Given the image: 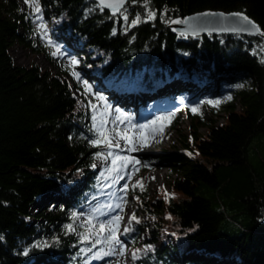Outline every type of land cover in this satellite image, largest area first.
<instances>
[{"label": "trees", "instance_id": "obj_1", "mask_svg": "<svg viewBox=\"0 0 264 264\" xmlns=\"http://www.w3.org/2000/svg\"><path fill=\"white\" fill-rule=\"evenodd\" d=\"M41 3L57 26L58 35L49 33L53 45L82 58L85 66L77 69L92 85H104L112 100L126 99L123 93L130 91L173 102L172 93L189 106L200 96H226L218 104L227 111L226 122L211 124L206 136L194 125L191 144L182 141L186 153L141 157V164H163L177 178L174 195L151 203L144 190L129 189L139 220L123 237L140 248L129 264H264V161L253 163L264 142V62L258 52L264 38L184 36L169 28L196 13L243 11L264 29V0H150L155 19H144L143 3L129 0L127 24L122 12L100 10L93 0ZM137 13L141 22L133 26ZM37 35L18 0H0V264H83L91 244L80 239L85 230L72 213L103 193L92 165L105 145L92 144L99 133L64 76L66 68L56 75L14 61L13 46L38 49ZM42 51L62 66L51 48ZM183 71L190 82L178 85L173 80ZM236 99L239 111L231 104ZM43 197L48 204L34 213ZM170 237L177 238L175 247Z\"/></svg>", "mask_w": 264, "mask_h": 264}, {"label": "rangeland", "instance_id": "obj_2", "mask_svg": "<svg viewBox=\"0 0 264 264\" xmlns=\"http://www.w3.org/2000/svg\"><path fill=\"white\" fill-rule=\"evenodd\" d=\"M18 1L22 10L31 18L32 25L38 33L37 36L42 41L40 45H38V49L28 48L22 44L14 45L11 49L14 61L24 66L37 64L44 71H49L56 75H60L61 70L66 68L67 72H65L64 76L70 81L76 97L82 101L83 108L88 113V119L92 122V105L96 104L98 109L101 110L97 113L98 121L103 116L104 109V101L98 100L94 95L95 92L103 93L107 104L111 106L110 109H108V115L105 120L108 127L114 131L116 138L113 139V144L115 147L109 148L105 145L104 149H101L100 152L105 153L107 158L105 159L96 155L94 161L96 167H93L100 178L98 181V192L103 191V193L102 195L101 193L99 194V196H101L99 199L97 195H94L95 197H93L88 204L81 207L83 212L79 213L76 218V224L78 226L81 225L85 230V233L79 235L80 239L85 242L89 241L91 244V256L86 253L87 257L83 260V264H129L132 252L136 249L129 246L128 241L124 239L125 237H123V235L125 233V228L134 225L135 221H131V216L138 207L136 197L130 194L129 189H141L140 184L142 183L143 190L146 192L147 196L146 200L151 203L160 195L170 196L169 194L172 193V181L177 178V174L171 168H167L163 164H141V157L173 151L186 153L182 141L191 144L194 125L197 126L196 131L198 135L206 136L211 124L220 126L226 122L227 111L222 110V107H219L220 105L218 106L226 96H200L190 103L189 106L184 104L182 98L176 100V103L171 102L170 99L161 102V100H156L159 98L158 94H148L146 98H137L135 97L136 93L130 91L123 93V96H127L126 99L112 100L109 91H107L102 84L92 85L91 81L84 77L85 72L81 69H77V67L83 68L85 66V62L82 58L76 57L65 47H60V51L57 52V48L53 46V38H51L50 35L51 33L58 35L54 20L51 17H45L43 11V20H37L32 8L26 3V0ZM42 23L47 24L46 30L40 27ZM45 31L51 43L45 38ZM44 47L51 48L52 54L60 59L62 66L55 67L51 64L46 53L42 51ZM258 50L261 61L264 62V46L262 45ZM72 56L80 60L78 65H71L69 57ZM73 68L80 74L79 80L73 75ZM152 71L153 69L151 72ZM91 75L93 76L91 80L98 81L96 76H94L95 74ZM176 78L175 83L178 85L190 82V80H188V74L185 71L178 74ZM85 80L91 84L92 92L87 91V86L83 83ZM152 99H155V101L153 102ZM150 101H152V103H150ZM209 101H217V103L211 104ZM231 104L234 105L236 110H241L237 99L233 100ZM187 106L189 107V114L187 113ZM193 106L198 110L194 112L192 110ZM163 113H174L175 115L168 121H158L155 124L150 123L155 117ZM138 122H140L141 125H148V127H140V129H137L140 125ZM121 131L133 137L132 144H129L126 139L119 137ZM142 137L146 138V140L143 139L145 146L141 147L137 142L139 138ZM258 148L260 155L257 157L254 156L253 163L255 165H260L261 161H264V142L258 145ZM109 153H111V155H109ZM114 156L135 157L136 159L134 161L117 160V172H112V161ZM122 164L124 165L123 167H121ZM125 184L129 185L127 189L124 188ZM133 185H135V187H133ZM48 202L49 200L47 198H40L37 205L34 207V213L40 211ZM97 204H99L100 207H98ZM96 207L98 208L96 209ZM138 214L140 217L144 218V220L149 219L145 218L146 214L140 211ZM116 216L121 217L117 225V230L119 240L125 247L123 255L120 254L119 245H114L109 252L108 239H110L109 234L111 231L109 222ZM89 217H92L90 222ZM29 222L34 225L38 223L34 218L30 219ZM86 223H88V225H85ZM101 223L107 226L108 231H102L100 229L99 225ZM78 226H73L72 231H77ZM97 233H100L99 237L96 235ZM85 234L89 235L91 238L87 240L84 239L83 236ZM143 235L146 236V233ZM97 239H100L102 242L98 244L95 243ZM170 241L174 247L177 245L176 237H170ZM140 242L141 240L139 243ZM102 249L104 253L108 254H103L101 252ZM85 250L86 252L89 251L88 248ZM137 250H140V248ZM176 256H178V254Z\"/></svg>", "mask_w": 264, "mask_h": 264}, {"label": "snow or ice", "instance_id": "obj_3", "mask_svg": "<svg viewBox=\"0 0 264 264\" xmlns=\"http://www.w3.org/2000/svg\"><path fill=\"white\" fill-rule=\"evenodd\" d=\"M127 2H128V0H99V8H100V10H103L105 7L110 8L114 14L117 13V12H122L123 13L124 22H125V24H127L129 22V16H128L127 10L124 8V5ZM26 3L29 5V7L32 8V11H33L36 19L42 21L43 20V17H42L43 5L41 3V0H26ZM131 3H133V4L143 3V5L145 7V10L147 11V16L144 17V19H155L156 18L157 13H156V11H154L150 7V0H131ZM164 12H165V14L167 13V8L166 7L164 9ZM197 15L198 16L199 15L209 16V15H217V14L216 13H212V12H207V13L197 14ZM219 15H222V16L223 15H230V16L238 18L239 23L241 25V27L239 29L240 31H246V32L255 31V32H260L261 34H264V29H262L261 26L254 19H252L250 16H248L243 11L235 12V13H228V14L220 13ZM191 19L192 18L189 17V18H186L185 20H178L177 22L185 23V22H187V21H189ZM140 22H141V14L137 13L135 18L131 20V24L133 26H135L136 24H138ZM40 27H42L43 29L46 30L47 29V24L46 23H42L40 25ZM125 31H127V28H125ZM193 32L195 34V30H193ZM183 34L184 33H182V35ZM44 35H45V38L48 39L49 42L51 43L50 38L47 36L46 31H45ZM53 46L57 48V52L60 51L58 45H53ZM54 54H56V53H54ZM69 60H70V63H71L72 66L78 65L80 63V60H78L74 56L69 57ZM73 75L76 76L78 80L80 79V74L78 72H76L74 70V68H73ZM83 83L87 86V91L88 92H92L91 84H89L87 80L83 81ZM94 95L98 98V100L104 101V109H103V116L98 121L97 120V113L99 111H101V110L98 109L96 104L92 105V113H93L92 114V120L94 122L93 127L99 133L98 137L96 139L92 140V144L93 145H97V146L103 144V145H107L109 148L115 147V145L113 144V139L116 138L115 134H114V131L111 130L108 127V124L106 123V120H105V118L108 115V109H110L111 106L107 104V101L105 100L103 93L95 92ZM209 103L216 104L217 101H209ZM192 110L195 112L198 109L195 106H193ZM174 115H175L174 113H163L162 115L155 117V119L153 121H151L150 123L155 124L158 121H168ZM118 119H119V117H118ZM140 127L146 128V127H148V125H141ZM119 137L123 138V139H126L129 144L133 143V137L128 135V134H126L124 131H121L119 133ZM142 139L146 140V138H144V137H142ZM96 155L98 157H102V158H105V159L107 158V156L103 152H97ZM109 155H111V153H109ZM189 155H192V153H189ZM135 159H136L135 157L114 156L113 161H112L113 168H112L111 171L112 172H117V168H116L117 160H120V161H134ZM137 163H138V161H137ZM123 166L124 165L122 164L121 167H123ZM92 167H96V165L93 164ZM128 187H129V185H127V184L124 185L125 189H127ZM133 187H135V185H133ZM140 187H141V190H143V184L142 183L140 184ZM169 195H174V194L170 193ZM137 199H139V198L137 197ZM72 215H73V217H75V216L79 215V213L73 212ZM91 219H92V217H89V222L91 221ZM120 220H121V217L116 216V217H114V219L112 221L109 222L110 225H111V231H110V234H109L110 235V239H108V245H109V252L111 251V248L114 245H119L120 246L119 247L120 254L123 255V253L125 251V247L122 244V242L119 240L118 230H117V225L119 224ZM138 220H139V218L133 212V214L131 216V221H138ZM99 227H100V229L102 231H108L107 226L105 224H103V223H101L99 225ZM67 228H68L69 231H72L73 230V225L69 224L67 226ZM124 231L128 232V231H130V229L129 228H125ZM96 235L99 237L100 233H97ZM83 238L87 240V239H90L91 237L89 235L85 234L83 236ZM101 242L102 241L100 239H97L95 241V243H97V244L101 243ZM35 247L40 248L41 245L40 244H36ZM146 247L151 248L152 246L151 245H147ZM138 251L139 250H134L132 252L133 259H137L138 258V256H137V252ZM101 252L103 254H108V253H104L103 249L101 250ZM23 254L25 256H27L29 254V249H25Z\"/></svg>", "mask_w": 264, "mask_h": 264}, {"label": "water", "instance_id": "obj_4", "mask_svg": "<svg viewBox=\"0 0 264 264\" xmlns=\"http://www.w3.org/2000/svg\"><path fill=\"white\" fill-rule=\"evenodd\" d=\"M97 4H99V0H93ZM128 2L124 5V8L128 5ZM107 11L111 14H114L110 8L105 7ZM207 12L216 13L217 15H197L203 14ZM119 12L115 13L118 14ZM220 13L228 14L227 12L223 11H206L201 13H196L187 18L191 17L192 19L185 22L180 23L177 22L178 20H185V19H177L172 21L169 24V28L175 33L180 34L184 33V36H199V35H206V34H241L246 36H253V37H260L264 38V34L260 32H246L240 31V23L238 18L230 16V15H219ZM235 13V12H232ZM195 30V34L193 32Z\"/></svg>", "mask_w": 264, "mask_h": 264}, {"label": "bare ground", "instance_id": "obj_5", "mask_svg": "<svg viewBox=\"0 0 264 264\" xmlns=\"http://www.w3.org/2000/svg\"><path fill=\"white\" fill-rule=\"evenodd\" d=\"M139 124H140V122H138ZM141 125V124H140ZM140 125L138 126V128L137 129H140ZM141 147L142 146H145V143H144V141H143V139L142 138H139V140H138V142H137ZM116 177H118V176H116ZM156 178V177H155Z\"/></svg>", "mask_w": 264, "mask_h": 264}]
</instances>
